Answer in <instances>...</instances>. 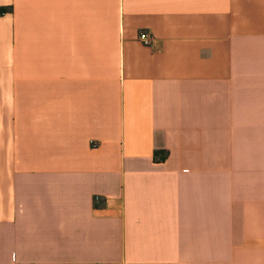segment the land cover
I'll list each match as a JSON object with an SVG mask.
<instances>
[{
    "label": "crops",
    "instance_id": "0c3cea01",
    "mask_svg": "<svg viewBox=\"0 0 264 264\" xmlns=\"http://www.w3.org/2000/svg\"><path fill=\"white\" fill-rule=\"evenodd\" d=\"M0 264H264V0H0Z\"/></svg>",
    "mask_w": 264,
    "mask_h": 264
},
{
    "label": "built area",
    "instance_id": "2783aa9c",
    "mask_svg": "<svg viewBox=\"0 0 264 264\" xmlns=\"http://www.w3.org/2000/svg\"><path fill=\"white\" fill-rule=\"evenodd\" d=\"M138 39L145 45H150L153 43L152 36H150L149 33L144 30L138 33Z\"/></svg>",
    "mask_w": 264,
    "mask_h": 264
}]
</instances>
